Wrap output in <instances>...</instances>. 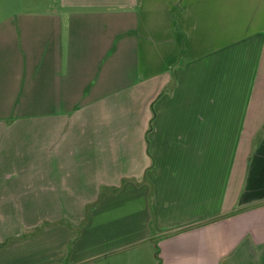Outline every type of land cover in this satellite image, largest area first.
<instances>
[{
	"label": "crops",
	"instance_id": "obj_1",
	"mask_svg": "<svg viewBox=\"0 0 264 264\" xmlns=\"http://www.w3.org/2000/svg\"><path fill=\"white\" fill-rule=\"evenodd\" d=\"M0 264H264V0L2 19Z\"/></svg>",
	"mask_w": 264,
	"mask_h": 264
},
{
	"label": "rangeland",
	"instance_id": "obj_2",
	"mask_svg": "<svg viewBox=\"0 0 264 264\" xmlns=\"http://www.w3.org/2000/svg\"><path fill=\"white\" fill-rule=\"evenodd\" d=\"M50 0H0V21L8 14L41 12Z\"/></svg>",
	"mask_w": 264,
	"mask_h": 264
},
{
	"label": "trees",
	"instance_id": "obj_3",
	"mask_svg": "<svg viewBox=\"0 0 264 264\" xmlns=\"http://www.w3.org/2000/svg\"><path fill=\"white\" fill-rule=\"evenodd\" d=\"M40 229H37V231H39Z\"/></svg>",
	"mask_w": 264,
	"mask_h": 264
}]
</instances>
